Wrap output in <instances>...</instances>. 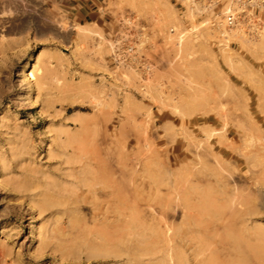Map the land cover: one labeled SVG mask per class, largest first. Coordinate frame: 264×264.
Wrapping results in <instances>:
<instances>
[{
  "label": "rangeland",
  "instance_id": "374dc122",
  "mask_svg": "<svg viewBox=\"0 0 264 264\" xmlns=\"http://www.w3.org/2000/svg\"><path fill=\"white\" fill-rule=\"evenodd\" d=\"M0 264H264V0H0Z\"/></svg>",
  "mask_w": 264,
  "mask_h": 264
},
{
  "label": "bare ground",
  "instance_id": "6f19581e",
  "mask_svg": "<svg viewBox=\"0 0 264 264\" xmlns=\"http://www.w3.org/2000/svg\"><path fill=\"white\" fill-rule=\"evenodd\" d=\"M80 141V140H79ZM76 148H77V146H76ZM82 151H84V150H82ZM80 152V151H79ZM97 158H98V156H97ZM102 160V159H101ZM80 161V160H79ZM87 161V160H86ZM97 161H99L98 159H97ZM126 161V160H125ZM124 163V162H123ZM103 164V163H102ZM85 167V166H84ZM99 168V167H98ZM83 170H84V168H83ZM97 170H99V169H97ZM73 171V170H72ZM76 171V170H75ZM102 171V170H101ZM105 171V170H104ZM74 172V171H73ZM90 172V171H89ZM96 172V171H95ZM82 173V172H81ZM99 174H101L100 173V171L98 172ZM87 174V173H86ZM88 175H90V174H88ZM87 176V175H86ZM100 176V178L101 177H103V176H105L104 174H103V176H101V175H99ZM110 177V176H109ZM91 178H92V176H91ZM104 178V177H103ZM259 178V177H258ZM105 179H106V177H105ZM101 182V181H100ZM110 182V181H109ZM81 183V182H80ZM119 183V182H118ZM52 185V184H51ZM93 189H94V192H95V189H104L105 187H108L109 188V195L112 197L111 199L113 200V201H115V199H116V194H115V183H110L108 186H106V185H104V186H100V187H97V184L95 183L93 186ZM119 188V187H118ZM119 191V190H118ZM98 192V190L96 191V193ZM105 192V191H104ZM103 192V193H104ZM81 193L83 194L84 192L83 191H81ZM62 194V193H61ZM103 195V194H102ZM123 196H124V194H123ZM122 196V197H123ZM99 197H101V196H99ZM102 198H104V197H102ZM127 198H129V197H127ZM238 198V197H237ZM161 199V198H160ZM121 200H122V198H121ZM242 200V199H241ZM131 202H132V200H130ZM127 202H128V200H127ZM102 208V203L100 202V203H98V202H96V204L94 203V207H93V210L95 211L94 212V217L96 218V219H98L99 217H100V214H104V212L103 211H101L100 212V210L99 209H101ZM118 208H120V207H118ZM251 208V207H250ZM252 209V208H251ZM110 210H112V209H110ZM130 210V209H129ZM109 212V211H108ZM129 212V211H128ZM154 213V212H153ZM167 213V212H166ZM130 214V213H129ZM121 215H123V214H121ZM135 216V215H134ZM137 216V215H136ZM126 217V216H125ZM106 218V217H105ZM133 218V217H132ZM128 219V218H127ZM112 221V220H111ZM126 221V220H125ZM124 221V222H125ZM81 222V221H80ZM105 223H108L109 222V220L108 219H105V221H104ZM161 222V221H160ZM61 224H63V221H61ZM103 224V223H102ZM124 225H127V224H124ZM62 226V225H61ZM125 228V227H124ZM109 232V231H108ZM102 233H104V232H101V234ZM107 233V232H106ZM110 234V233H109ZM108 234V235H109ZM105 235V234H104ZM117 235V234H116ZM120 235V234H119ZM117 237V236H116ZM108 240V239H107ZM109 242V241H108ZM257 250V249H256ZM257 252V251H256ZM260 254V253H259Z\"/></svg>",
  "mask_w": 264,
  "mask_h": 264
},
{
  "label": "built area",
  "instance_id": "2783aa9c",
  "mask_svg": "<svg viewBox=\"0 0 264 264\" xmlns=\"http://www.w3.org/2000/svg\"><path fill=\"white\" fill-rule=\"evenodd\" d=\"M225 21H226L227 25H232L234 23V16H233V14L229 13L225 17Z\"/></svg>",
  "mask_w": 264,
  "mask_h": 264
}]
</instances>
